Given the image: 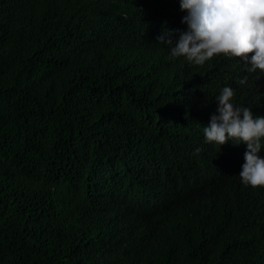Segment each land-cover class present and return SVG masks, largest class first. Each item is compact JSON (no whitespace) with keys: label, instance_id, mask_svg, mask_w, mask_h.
Masks as SVG:
<instances>
[{"label":"trees","instance_id":"1","mask_svg":"<svg viewBox=\"0 0 264 264\" xmlns=\"http://www.w3.org/2000/svg\"><path fill=\"white\" fill-rule=\"evenodd\" d=\"M184 15L179 0H0V264H264L245 145L203 134L225 86L264 115V73L170 57L157 37Z\"/></svg>","mask_w":264,"mask_h":264},{"label":"clouds","instance_id":"2","mask_svg":"<svg viewBox=\"0 0 264 264\" xmlns=\"http://www.w3.org/2000/svg\"><path fill=\"white\" fill-rule=\"evenodd\" d=\"M179 8L186 12L181 23L187 29H165L157 37L170 57H183L201 66L214 55L224 54L239 58L237 63L248 72L264 73V0H179ZM246 81L244 76L239 83ZM234 96L235 90L225 86L215 97L216 112L203 127L205 142L219 148L233 141L231 144H244L240 149L244 153L240 182L264 187V115L238 106ZM200 151L195 149L196 153Z\"/></svg>","mask_w":264,"mask_h":264}]
</instances>
